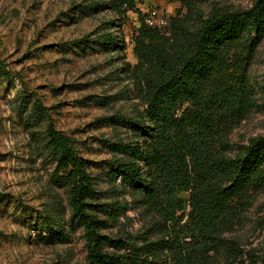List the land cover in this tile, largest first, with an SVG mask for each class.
<instances>
[{
  "label": "rangeland",
  "instance_id": "374dc122",
  "mask_svg": "<svg viewBox=\"0 0 264 264\" xmlns=\"http://www.w3.org/2000/svg\"><path fill=\"white\" fill-rule=\"evenodd\" d=\"M103 1L0 0V196H5L0 203V264H90L83 227L72 220L69 188L56 183L57 163L46 145L49 123L71 138L78 156L88 162L86 172L97 192L88 201L89 213L104 220L103 235L139 244L144 237L168 242L173 236L136 193L125 192L119 180L108 178L110 165L121 156L107 143L136 138L106 118L136 119L143 111L139 85L124 71L138 61L134 37L151 10L170 19L181 5L175 0H135L141 15L125 16L111 8L94 14L89 10ZM196 3L207 14L214 6L247 9L253 0ZM108 33L122 38L125 48L107 51L93 42L71 44L83 37L97 41ZM248 75L256 106L228 134L232 149L264 136V39ZM40 105L46 114L39 113ZM120 204L126 209L120 216L119 207V216L110 219L111 207ZM46 215L51 226L67 233L65 243L44 239L46 228L36 225ZM232 220L222 240L203 251L196 264H262L264 191L254 194ZM164 258L170 260L172 254L166 251Z\"/></svg>",
  "mask_w": 264,
  "mask_h": 264
},
{
  "label": "trees",
  "instance_id": "16d2710c",
  "mask_svg": "<svg viewBox=\"0 0 264 264\" xmlns=\"http://www.w3.org/2000/svg\"><path fill=\"white\" fill-rule=\"evenodd\" d=\"M175 1L181 8L170 18L168 30L142 21L134 37L137 64L124 68L139 85L143 111L136 119L106 118L136 138L107 143L121 156L107 176L119 180L125 192L136 193L161 218L173 233L168 242L144 237L139 244L103 235L104 220L89 213L88 201L97 192L86 172L88 162L78 156L71 138L51 123L47 127L56 183L69 188L72 220L83 227L90 264H196L203 251L222 240L237 210L264 191V136L235 149L227 140L256 106L248 72L264 39V0H253L247 9L214 6L207 14L196 0ZM88 8L93 14L111 8L123 16L141 15L135 0H105ZM107 36L71 44L93 42L107 51L125 48L122 38ZM38 111L47 113L41 105ZM4 201L0 196V203ZM119 207L120 216L126 209L111 207L110 219L119 216ZM36 226L46 228L48 243L68 240L63 229L51 226L49 215ZM166 251L172 259L164 258Z\"/></svg>",
  "mask_w": 264,
  "mask_h": 264
},
{
  "label": "built area",
  "instance_id": "2783aa9c",
  "mask_svg": "<svg viewBox=\"0 0 264 264\" xmlns=\"http://www.w3.org/2000/svg\"><path fill=\"white\" fill-rule=\"evenodd\" d=\"M148 27L166 31L170 26V19L158 9L151 10L144 19Z\"/></svg>",
  "mask_w": 264,
  "mask_h": 264
}]
</instances>
